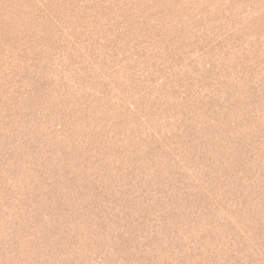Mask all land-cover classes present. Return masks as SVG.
<instances>
[{
    "label": "rangeland",
    "instance_id": "1",
    "mask_svg": "<svg viewBox=\"0 0 264 264\" xmlns=\"http://www.w3.org/2000/svg\"><path fill=\"white\" fill-rule=\"evenodd\" d=\"M0 264H264V0H0Z\"/></svg>",
    "mask_w": 264,
    "mask_h": 264
}]
</instances>
